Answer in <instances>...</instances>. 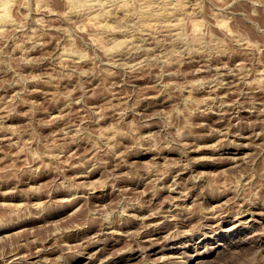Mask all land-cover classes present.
I'll return each mask as SVG.
<instances>
[{
	"label": "rangeland",
	"instance_id": "1",
	"mask_svg": "<svg viewBox=\"0 0 264 264\" xmlns=\"http://www.w3.org/2000/svg\"><path fill=\"white\" fill-rule=\"evenodd\" d=\"M181 1L0 8V264H264V0Z\"/></svg>",
	"mask_w": 264,
	"mask_h": 264
},
{
	"label": "bare ground",
	"instance_id": "2",
	"mask_svg": "<svg viewBox=\"0 0 264 264\" xmlns=\"http://www.w3.org/2000/svg\"><path fill=\"white\" fill-rule=\"evenodd\" d=\"M73 1V3L75 4V6H76V4H79V0H72ZM162 1V3L163 2H165V1H173L174 3H175V5H176V8H179V7H181V9H182V6H183V2L181 1V0H138V4H140V9H141V11L140 12H142L144 15H147V16H145V17H152V16H154L157 12H155L156 10H155V8H153L154 7V5H155V3L156 2H161ZM10 2V1H9ZM8 2V0H6L5 2L3 1V2H1L0 3V8L1 9H4V10H6V8L8 7V6H10L9 4H11V3H9ZM167 3V2H166ZM169 3V2H168ZM173 3V4H174ZM121 5H119V6H122V7H124V9L125 8H127V9H129V7L128 6H130L129 5V3L128 2H124V3H120ZM131 4V3H130ZM73 5V4H72ZM158 5V4H157ZM165 5V4H164ZM174 5V6H175ZM156 6V5H155ZM160 6V5H159ZM158 6V7H159ZM173 6V7H174ZM172 7V8H173ZM166 8V7H165ZM164 8V9H165ZM0 9V10H1ZM167 9V8H166ZM126 10V9H125ZM155 10V11H154ZM168 10V9H167ZM175 10V9H174ZM108 11V10H107ZM127 11V10H126ZM166 11V10H165ZM2 12H3V10H2ZM1 11H0V14H2L4 17H5V13H7L8 11H4L3 13H2ZM159 12V11H158ZM173 12V11H172ZM101 13V12H100ZM162 13V12H161ZM161 13H159V15L161 14ZM171 13V12H170ZM104 14L105 13H103V16H104ZM166 15H167V13H165ZM165 14L163 15V14H161L160 16H165ZM168 14H169V12H168ZM174 14H175V11H174ZM7 15V14H6ZM105 15H107V14H105ZM157 15H158V13H157ZM156 15V16H157ZM171 15V14H170ZM99 16H100V14L99 13H97V14H93L92 16H91V20H99ZM102 16V15H101ZM176 16V15H175ZM5 18H7V17H5ZM5 18H3V19H5ZM163 18V17H162ZM150 19V18H149ZM159 19V18H158ZM168 19V18H167ZM144 20V19H143ZM172 20V19H171ZM157 21V20H156ZM159 21V20H158ZM173 21H174V19H173ZM179 21V20H178ZM178 21H176V23H179ZM148 22V21H147ZM169 22V21H168ZM148 24V23H147ZM152 24V23H151ZM169 24V23H168ZM167 24V25H168ZM175 23H173V25H174ZM175 25H177V24H175ZM146 26V25H145ZM144 26V27H145ZM149 26V25H148ZM169 26H171V24L169 25ZM179 26V25H178ZM177 26V27H178ZM168 27V26H167ZM172 29H173V27H172ZM176 29V28H175ZM63 55V54H62ZM64 55H65V53H64ZM59 58V57H58ZM63 59V58H62ZM65 59V58H64ZM61 60V59H60ZM62 61V60H61ZM221 79V78H220ZM224 79V78H223ZM227 80V79H226ZM226 83V82H225ZM227 85V84H226ZM231 85V84H230ZM229 88V87H228ZM214 90V89H213ZM212 90V91H213ZM211 91V92H212ZM227 94V93H226ZM225 96V95H224ZM223 102V101H222ZM221 103V102H220ZM114 104V103H113ZM222 104V103H221ZM115 108V107H114ZM225 124V123H224ZM4 128V127H3ZM2 130V129H1ZM229 131V130H228ZM4 134V133H3ZM240 136V135H239ZM1 138V137H0ZM6 138V137H5ZM235 159H238V157L237 158H235ZM184 171V170H183ZM82 177V176H81ZM174 179V178H173ZM176 181V180H175ZM173 182V181H172ZM177 182V181H176ZM171 184V183H170ZM164 187H166V186H164ZM181 194V193H180ZM186 196V195H185ZM179 200V199H178ZM243 208V207H242ZM134 209V208H133ZM161 209V208H160ZM164 211V210H163ZM168 211H169V209H168ZM246 211H247V209H246ZM150 213V212H149ZM243 213H244V211L241 213V216L240 217H242V215H243ZM170 214V213H169ZM155 215V214H154ZM162 215V214H161ZM144 216V215H143ZM146 216V215H145ZM207 217V216H206ZM150 218H152V217H150ZM239 218V217H238ZM169 220V219H168ZM179 222V221H178ZM109 226V225H108ZM182 226V225H181ZM167 227V226H166ZM148 231V230H147ZM143 236V235H142ZM165 249V248H164ZM178 249V248H177ZM156 252V251H155ZM162 252V251H161ZM164 254H165V252H164ZM170 257V256H169ZM17 259V258H16Z\"/></svg>",
	"mask_w": 264,
	"mask_h": 264
}]
</instances>
